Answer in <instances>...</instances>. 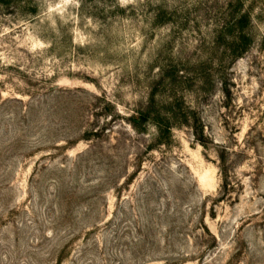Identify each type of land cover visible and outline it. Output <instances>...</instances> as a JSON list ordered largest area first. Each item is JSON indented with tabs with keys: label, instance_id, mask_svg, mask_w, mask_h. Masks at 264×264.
Instances as JSON below:
<instances>
[{
	"label": "rangeland",
	"instance_id": "rangeland-1",
	"mask_svg": "<svg viewBox=\"0 0 264 264\" xmlns=\"http://www.w3.org/2000/svg\"><path fill=\"white\" fill-rule=\"evenodd\" d=\"M235 1L0 0V264H264V3L236 59Z\"/></svg>",
	"mask_w": 264,
	"mask_h": 264
},
{
	"label": "trees",
	"instance_id": "trees-1",
	"mask_svg": "<svg viewBox=\"0 0 264 264\" xmlns=\"http://www.w3.org/2000/svg\"><path fill=\"white\" fill-rule=\"evenodd\" d=\"M248 0H236L235 4H230L231 8H234L238 13L233 20L226 26L227 33L229 34L228 40H224L231 54L236 59L242 58L251 48L253 44V37L250 29L252 26V17L249 12L244 10V6ZM264 3V0H262ZM143 121L147 122L150 119L156 123L160 131L164 134H171L173 126L170 119L161 118L159 115L157 118H150V114L142 115ZM161 119V120H160ZM133 126L138 127V120L133 118Z\"/></svg>",
	"mask_w": 264,
	"mask_h": 264
}]
</instances>
